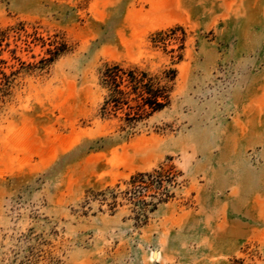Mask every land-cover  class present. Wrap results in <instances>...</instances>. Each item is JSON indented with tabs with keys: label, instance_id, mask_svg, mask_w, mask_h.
<instances>
[{
	"label": "rangeland",
	"instance_id": "rangeland-1",
	"mask_svg": "<svg viewBox=\"0 0 264 264\" xmlns=\"http://www.w3.org/2000/svg\"><path fill=\"white\" fill-rule=\"evenodd\" d=\"M0 264H264V0H0Z\"/></svg>",
	"mask_w": 264,
	"mask_h": 264
},
{
	"label": "trees",
	"instance_id": "trees-1",
	"mask_svg": "<svg viewBox=\"0 0 264 264\" xmlns=\"http://www.w3.org/2000/svg\"><path fill=\"white\" fill-rule=\"evenodd\" d=\"M53 53L58 55L56 52ZM55 55L53 54L49 61H53ZM172 74H174L172 70L165 71L164 76L159 78L138 67L106 65L100 72L101 86L107 91L102 106L103 116L116 115L119 111L128 109L126 121L132 123L164 109L169 104V82L173 80ZM146 176L147 174L138 175L139 178ZM138 177L133 178L131 183L134 192L137 191ZM113 192L111 191V195ZM112 197L116 196L113 194Z\"/></svg>",
	"mask_w": 264,
	"mask_h": 264
}]
</instances>
